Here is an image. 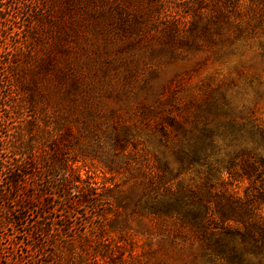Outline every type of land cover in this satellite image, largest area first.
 I'll return each mask as SVG.
<instances>
[{"label": "trees", "instance_id": "16d2710c", "mask_svg": "<svg viewBox=\"0 0 264 264\" xmlns=\"http://www.w3.org/2000/svg\"><path fill=\"white\" fill-rule=\"evenodd\" d=\"M134 1L85 0L89 23L104 36L136 33L137 37L141 13L128 16ZM188 1L197 7L187 32L179 35L174 25H164L162 45L155 54L176 58L183 49H209L215 54L224 44H231L233 37L264 36V0H215L211 6L208 0ZM75 2L85 5L82 0ZM45 3L56 2L0 0V37L15 23L12 5L18 7L15 14L28 16L33 24L22 43L20 37L11 42L14 48L6 54L7 62L1 63L5 67L0 70V228L13 227L24 235L28 242H20V247L42 253L39 264H71L74 240L66 223L71 209L88 205L99 220L97 230L105 233L111 228L104 224L108 212L98 207L106 203L124 214L150 218L156 227L169 228L173 244L179 237L189 236L206 263L260 264L264 247V128L255 119L232 115L231 103L220 90L206 94L181 120L162 110L168 100L158 98L156 106L140 104L137 112L142 131L158 138L176 169L170 160L146 150L137 138L141 129L136 125L102 124L95 112L82 109L84 123L73 132L71 97L81 89L83 96H89L106 84L105 77L71 70L68 48L62 41L68 34L53 31L58 27L53 17L49 18L50 6L45 8ZM65 5L68 13L71 2ZM43 39H52L50 47L32 61L33 51L25 44L36 47ZM260 47L264 58V42ZM25 69L32 73L31 80L25 79ZM168 87L169 80L159 86L161 92ZM159 88L152 90L157 93ZM77 157H91L110 174L123 175L126 188L114 186L99 193L74 169ZM191 169L198 181L187 183L184 174ZM44 172L48 181L39 187L36 182ZM243 183L247 187L240 195ZM33 209L39 212L29 223ZM52 213L59 219L49 218ZM92 232L83 237L91 240ZM162 235L169 238V233ZM49 246L52 249L47 251ZM98 251L100 257L111 261L108 248L94 249L79 254L78 264H93L86 254L92 253L93 261ZM18 257L14 264L22 261L23 256Z\"/></svg>", "mask_w": 264, "mask_h": 264}, {"label": "rangeland", "instance_id": "374dc122", "mask_svg": "<svg viewBox=\"0 0 264 264\" xmlns=\"http://www.w3.org/2000/svg\"><path fill=\"white\" fill-rule=\"evenodd\" d=\"M23 1L25 4H35V0ZM209 1L211 6L215 0ZM55 2L54 5L45 3V8L50 6L49 14L52 16L49 18L53 17L52 22L58 27L52 30L68 34L62 41L68 48L71 70L81 72L83 76L105 77L106 83L89 96H83L84 89H81L77 96L71 97L73 132H78L80 125L84 123L85 118L80 116L82 109L89 110L87 112L90 114L95 112L102 124L103 121L105 124L124 123L136 125L141 129L144 126L140 123L137 112L140 104L156 106L159 103L156 101L158 98L162 101L168 100L163 104L162 110L170 111L172 116L181 120L190 115L195 105L206 94L216 90L224 93L230 101L232 115L243 120L255 119L264 128V58L261 57L260 47L264 36H243L235 39L233 37L231 44H224L215 54L209 49L201 52L183 49L180 50L181 55L170 58L155 54L154 51L162 45L164 25H174L179 35L187 32L193 9L197 7H192L188 0H135L132 8L128 10V16L133 17L137 12L141 13L140 17L143 19L141 18V25L138 27L139 38L135 32L134 35L124 34L120 37L98 33L89 23V6L85 0H82V3H85L83 7L77 5L75 0ZM67 2H71L68 13L65 5ZM17 9V6L10 7L15 23L1 33L0 70L5 67V64L1 63L7 62L6 54L14 48L11 42L17 37V40L19 37L20 40L22 37L24 39L32 30L30 18L15 14ZM127 31H131V28L128 27ZM51 40L47 42L43 39L36 47L25 44L33 51L32 61L42 57L45 48L50 47L48 43ZM25 71V79L31 80L32 73L28 69ZM166 80H169V87L161 92L159 86ZM152 88H159V91L156 93ZM141 131L142 129L137 138L144 142L146 150L170 160L171 166L176 169V163L169 156V151L158 144V138L147 136L148 133H144L146 130L142 133ZM217 142L219 145L223 144L221 139ZM72 153L71 151V157ZM76 160L74 169L82 179H87L98 188L99 193L114 186L126 188L127 182L123 175L110 174L96 159L77 157ZM197 176L195 170L191 169L184 174V179L190 183L191 180L198 181ZM46 181L47 174L44 172L36 182L37 186L40 187ZM246 187V183L241 184L238 189L240 195H243ZM99 209L108 212L104 224L111 228L107 227L108 231L105 233L97 230L99 220L93 214L95 210H90L88 205H77L71 209V217L66 221L71 229V239L74 240L71 241V264H78L77 256H83L86 250L105 251L107 248L112 261L110 264H217L206 263L200 256L198 245L191 242L192 238L189 236L179 237L173 244L170 240L175 239L169 228L156 227L150 218L124 214L120 208L106 203H100ZM38 212L39 210L35 209L29 212V223L36 219ZM48 217L59 219L58 214L53 213ZM48 217L47 221H51ZM93 227L96 229L92 232ZM89 232L93 234L91 240L88 239L90 237H83ZM166 233H169L168 239L162 235ZM20 242H28V239L21 233H16L15 228H0V264H14L19 255H22L23 259L17 264H39L42 253L20 247ZM51 249V246L46 248L47 251ZM261 251L259 263L264 264V247ZM91 254L86 255L90 256L88 259L93 264L111 262L107 257H100L101 251L94 255L93 261ZM254 264L258 262L255 261Z\"/></svg>", "mask_w": 264, "mask_h": 264}]
</instances>
